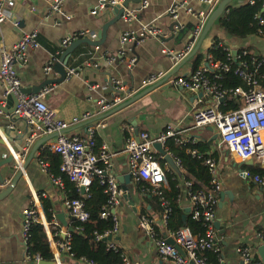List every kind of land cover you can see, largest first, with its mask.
Returning a JSON list of instances; mask_svg holds the SVG:
<instances>
[{"label":"crops","instance_id":"obj_1","mask_svg":"<svg viewBox=\"0 0 264 264\" xmlns=\"http://www.w3.org/2000/svg\"><path fill=\"white\" fill-rule=\"evenodd\" d=\"M52 1L17 0L8 8L9 19L1 26L0 63L4 43L13 41L24 33H39L41 46L30 49L27 53V63L17 67L23 89L33 90L48 80L60 79L61 75L55 70L46 76L44 67L51 56L59 53L62 40L66 36L90 31L93 34L89 37L94 39L103 25L114 18L113 8L96 15L92 13L98 0H66L62 12L52 10ZM146 1L148 6L138 11L135 20L128 23L122 17L112 25L102 45L90 47L82 44L77 51L85 49L91 53L90 56H84L80 66L69 63L67 72L70 68H77V73L67 77L62 83L52 84L54 90L47 95L46 101L63 119L79 118L85 112H91L93 119H96L109 111H101V99L111 100L114 95L119 94L116 90L117 83L122 87L121 95L127 94L130 89L137 92L151 75H166L180 63H174L163 53V49L167 48L176 53L185 49L192 40L198 21L197 15L207 9L206 5L203 0ZM182 3L193 12L189 13L187 8H182L177 12L178 17L174 18L170 13L172 7ZM141 5V2H131L127 10H138ZM144 26L157 27L163 33L159 37H146L144 41H130L126 45L125 57L119 59L120 61L111 62L109 59L117 56L123 47V33H134V37L139 39ZM221 33L223 32L217 28L213 30L204 41L201 52L206 53L212 46L214 37L220 36ZM247 44L264 56L263 38L252 37L248 42L235 39L228 45L235 50ZM133 58H136V62L129 66V61ZM72 59L76 62L75 56ZM206 59L208 60V56ZM85 68L91 69L85 71ZM194 71L193 58L183 65L173 78L190 77ZM3 98L4 90L0 86V101L3 102ZM213 103L212 99L202 93L176 87L169 80L130 106L91 124L100 125L97 141L99 139L101 145H106L109 152L116 153L111 162L112 167L107 173L117 176L124 195V186L129 189L135 204L130 205L122 196L114 210L121 225L115 238H118L116 241L127 254L130 264H170L159 257L154 242L138 228L140 217L144 214L155 220L159 230L167 233L166 227L162 225V211L158 201L154 199L151 191H143L131 177L128 155L125 152L127 139L132 134L131 129L134 134L135 131L147 132L152 138H158L168 125H177L182 138L194 139L197 144L207 147V155L212 156L218 164L222 185V191L216 195V245L220 249L218 263L244 264L237 252L240 246L250 248L255 260H262L260 248L264 245V199L260 194V187L245 178L241 172L245 169L264 170V161H254L251 164L250 160L242 161L231 154L226 145L219 146L221 133L213 125L194 128L193 111L196 107H206ZM2 105L6 106V103L3 102ZM82 124L68 129L66 135L78 136L85 133L87 127ZM28 136L29 129L23 119H12L10 115L0 112V139L4 141L3 144L0 143V162L9 155L14 157L11 164H5L0 169V173L9 183L20 170L16 167V156L23 155ZM45 137H38L25 154L21 168L22 177L12 194L0 202V264H31L26 260V249L22 241V213L25 209L37 207L47 220L44 212V204H47L49 211L54 215L53 219L60 225V236L64 237L65 233L74 230L75 220L64 207L65 200L70 198V192L55 185L39 164L43 148L53 143L55 138L39 147L30 160L33 148ZM24 165H28L26 169ZM126 176H130L131 180L126 182L120 179ZM180 204L187 213L191 207L190 200L184 197ZM61 214L64 216L62 220ZM46 233L49 239L47 230ZM50 247L54 253L51 243ZM71 261L68 259L66 264H73Z\"/></svg>","mask_w":264,"mask_h":264},{"label":"built area","instance_id":"obj_2","mask_svg":"<svg viewBox=\"0 0 264 264\" xmlns=\"http://www.w3.org/2000/svg\"><path fill=\"white\" fill-rule=\"evenodd\" d=\"M17 0H0V32L1 26L9 19L8 8L13 6ZM66 0H53L52 10L62 12V7ZM125 0H98L94 6L92 13L94 15L116 6H123ZM219 0H203L207 9L197 15L198 21L194 27L193 39L179 53L171 51L167 48L163 49V53L169 56L174 63L181 62L192 51L197 39L200 37L207 18L211 11L218 4ZM251 4L255 0H249ZM148 2L144 0L141 8L138 10H125L123 19L125 22H132L137 18V13L141 9H145ZM187 8L184 3L174 5L170 11L174 18H177V12ZM189 13L192 9L187 8ZM260 22L264 23V19L260 18ZM90 31H80L72 35L66 36L61 43V50L57 55L51 56L44 67V73L49 76L54 72L55 65L59 62L63 52L76 40L92 36ZM162 30L157 27L144 26L141 30L140 38L134 37V33H123L121 40L123 47L118 52V55L109 59L111 62L125 57L126 45L132 40L144 41L146 37H159L162 35ZM89 37V38H90ZM219 46H222L228 56L225 60L215 61L212 55H208L207 62L197 68L190 77L171 78L170 83L176 87H181L194 93H202L214 101L210 106L196 107L193 111L194 128L200 129L208 126H215L221 133L219 146L226 145L231 154L235 155L242 161H264V56H261L255 50L243 49L239 54H234V49L225 42L219 41ZM41 46L39 41L38 31L24 33L16 37L13 41H7L3 45L1 63H0V86L4 90V103L7 97L14 96L17 99V106L14 112L16 118H21L25 121L29 129V136L26 140V147L23 155L16 156V167L22 168L23 158L34 144L38 137L59 133L53 143L45 146L43 150L61 156L62 163L60 166L61 172L66 175L71 182L76 184L78 191L85 197L90 195V187L94 180H98L105 187V193L108 197V202L104 206L101 214L102 218L113 217L114 226L111 230L104 234L96 233V241L106 242L107 249L112 252H120L123 260L122 264H130L127 254L123 251L116 240L106 241L109 237L113 239L118 235L121 225L119 218L115 215L114 210L120 203V198L124 196V191L121 189L117 176L108 174V170L112 167V159L116 153H111L107 150L106 145H98L97 130L100 125H89L86 132L78 136H67L61 134L63 131L70 129L78 124L88 122L94 118L91 112H85L82 117L71 120L63 119L58 112L50 107L46 101L47 95L53 90L54 86L48 85L39 93L26 94L23 91V85L18 73V65L27 63V53L30 49H36ZM250 56V59L247 58ZM136 58L129 61V66H133ZM97 66V65H95ZM77 68H70L67 72V77L75 75ZM217 70L224 72H232L239 76L245 83L246 88L239 87L235 90L224 88L219 82L221 76L215 74ZM165 75L162 73L151 75L145 82V85L152 84ZM143 85V86H145ZM116 90L119 94L113 96V99L107 100L102 98L100 101L101 111H107L122 103L131 93L121 95L122 87L117 83ZM240 96L242 105L234 111L224 112L220 104L229 94ZM201 101H198L200 103ZM132 134L128 137L125 152L128 155V165L131 177L139 183L145 181L149 187L145 189L151 191L159 197L158 203L163 208L162 225L166 227L167 233L158 229L155 220L147 215L140 217L138 228L143 231L153 242L156 247L159 257L170 264H211L208 258V252H214L220 261V249L216 245V195L222 191V185L219 180L218 164L214 158H206L205 165L209 169L211 175L210 185L204 190L194 192L191 189L190 181L184 182L187 189L188 197L191 202L192 218L203 224L206 229L205 235L195 234L190 227H184L177 231L168 230V222L172 213L171 203L164 196V189L168 188L167 172L170 171V166L164 160V156L156 149L155 144L161 143L164 149L175 160L176 164L181 169V160L174 154L170 153L166 148V143L169 139H174L177 144H184L190 141L180 136L181 130L177 125H168L158 138H152L147 132ZM193 156H199L197 149L190 150ZM160 155H158V154ZM161 160L166 162L163 166ZM41 169L51 178L52 182L60 187L65 188L64 180L61 175L54 174L50 169V164L42 158H39ZM241 174L252 180L260 187V194L264 199V174H254L251 170L245 169ZM183 177V176H182ZM9 181L5 180L0 187L9 185ZM151 187V189H150ZM84 189V193H82ZM126 193V192H125ZM64 207L68 214L80 223H87L91 220V215L86 207V202L83 198H68L64 202ZM22 224V241L26 249V260L31 264H39L44 261L40 255L30 252V240L32 227L37 223H42L49 232V240L54 249L55 264H66L61 262L70 253L71 234L65 233L63 236L65 242L56 240L61 229L56 219L48 222L43 218V214L37 207L25 209L23 211ZM81 231L82 226L78 227ZM175 240L183 253L171 244L168 240ZM237 252L242 257L244 264H264L262 260L253 258L251 249L246 246H240ZM82 261H85L84 259ZM94 264V263H92Z\"/></svg>","mask_w":264,"mask_h":264},{"label":"trees","instance_id":"obj_3","mask_svg":"<svg viewBox=\"0 0 264 264\" xmlns=\"http://www.w3.org/2000/svg\"><path fill=\"white\" fill-rule=\"evenodd\" d=\"M260 18L264 19V0H255L254 4H251L248 0L239 5H230L216 26L217 30H221L223 33L220 36L214 37L213 44L206 53L200 52L195 56L194 69L196 70L203 63L207 62L206 58L208 55H212L215 61L227 59L228 52L222 46L218 45L219 41L225 42L228 45L235 39L245 42H248L252 37L264 39V23L260 22ZM79 47L74 53L76 62H74V59H71V65L76 64L75 66H80V63L84 60L83 57H89L91 54L85 49L77 51ZM243 49L252 50V46L247 44V46L240 47L238 49L239 54ZM77 57H79L78 60ZM247 58L250 59V56L247 55ZM215 74L221 76L219 82L224 88H231L233 90L239 87L246 88V83L239 76L235 75L233 71L227 73L217 70L212 76ZM241 105L240 96L232 93L225 97L220 107L224 112H228L239 109ZM98 145H101L99 139ZM166 148L181 160L183 170V177H179L172 168L167 172L169 187L164 189V196L170 201L172 208L167 228L170 231H177L184 227H190L195 234L205 235L206 229L203 224L192 218L191 210L190 212H185L181 207L180 200L184 197L189 199L184 182L190 181L192 183L191 189L194 192L204 190L210 185L211 175L208 167L205 165V159L212 158V156L207 155V147H202L200 144H197L194 139H190V141L184 144H177L174 139H169L166 143ZM193 149L198 150L200 157L191 154L190 150ZM40 158L50 164V169L54 174L62 176L65 189L70 192V198H83L85 200L87 210L91 215V220L87 223L74 222V230L70 233V253L73 256L70 257L68 255L65 257L66 255H64V263L69 259L70 261L72 260L71 262L73 264H122L123 260L120 252H112L107 249L108 244L106 242L96 241V233L104 234L114 226L112 216L105 219L101 217L104 206L108 202V197L104 191L105 187L98 180H94L90 187L89 197H85L86 195H82L78 191L76 184L71 182L61 172V156L44 150ZM161 163L163 166H168L164 160H161ZM252 172L254 174H264L263 169H252ZM138 185L143 188V191H145V187H149L145 181H140ZM151 194L154 199L159 200L158 196L153 193ZM160 208L163 213V208L161 206ZM44 212L47 220L51 222L54 215L49 211L47 204H44ZM184 215H186V220L183 219ZM80 226L83 228L81 231L78 229ZM56 238L61 242H65V238L60 236V234ZM30 252L40 255L45 261H54V254L51 250L46 230L40 223L32 227ZM207 255L210 258L209 261L211 264H219L218 256L214 252H208ZM83 259L85 261H82Z\"/></svg>","mask_w":264,"mask_h":264},{"label":"water","instance_id":"obj_4","mask_svg":"<svg viewBox=\"0 0 264 264\" xmlns=\"http://www.w3.org/2000/svg\"><path fill=\"white\" fill-rule=\"evenodd\" d=\"M144 0H125L123 3V6H116L113 8L112 13L114 15V18L107 22L106 24L103 25V27L100 29L98 36L94 39H91L89 37L86 38H80L76 41H74L61 55L59 62L55 65L54 70L56 72H58L61 77L58 81H54V80H48L46 81L44 84L40 85L39 87H37L36 89L30 90V89H23L24 93L29 94L30 92H39L41 91L46 85H52L55 83H62L63 81H65L67 79V66L70 63V60L73 58L74 53L76 51V49L81 46L82 44H87L90 47H99L100 45H102L105 42V38L107 36V32L109 30V28L114 25L115 23H117L120 19H122V16L125 12V10L127 8H129V5L131 2H135V3H142ZM246 2V0H219L218 4L215 6V8L211 11L209 17L207 18V21L205 23V26L203 28V31L200 35V37L197 39L194 48L192 49V51L187 55L186 58H184L179 64L176 65V67L169 73H167L163 78L159 79L158 81L152 83V84H148L145 86H142V88H140L137 92L135 93H131L129 97H127L122 103H120L119 105L113 107L112 109H110L109 111H107L106 113L98 116L96 119H92L88 122L83 123V126H89L91 124H93L95 122V120H101L104 119L118 111H121L122 109L130 106L131 104L135 103L136 101H138L139 99L143 98L144 96H146L147 94H149L150 92L154 91L155 89H157L158 87L162 86L163 84H165L167 81H169L171 78H173L180 70V68L185 65L187 62H189L190 60H192L193 58H195V56L200 53L202 51L203 48V43L204 41L207 39V37L209 36V34L216 29V26L219 22V20L222 18V16L225 14L227 8L230 5H239ZM193 39V36H192ZM234 54L237 55V51H234ZM120 61V60H119ZM118 61V62H119ZM91 69V68H85V71ZM131 92V89L128 91V93ZM4 102V100H3ZM2 101H0V112H3L6 115H10V117L16 118L14 116V112L16 110V106H17V99L14 96H9L7 97V99L5 100L6 102V106H3ZM3 130V129H2ZM5 130H3L4 132ZM68 132V130L63 131L61 134H66ZM7 133V132H6ZM136 134H138V131L136 132ZM57 136H59V133H55L52 135H47L45 138L41 139L33 148V151L30 155V160L34 157L36 151L38 150L39 147H41L44 143H46L47 141L56 138ZM0 143L3 144L4 141L0 139ZM156 149L159 151V153L161 155L164 156V160L168 163V165L173 169V171H175V173L179 176L182 177L183 173L181 171V169L179 168V166L176 164L175 160L171 157L170 154H168L166 152V150L164 149V147L162 146L161 143H156L155 144ZM13 156L9 155V157L3 161L0 162V169L3 165L5 164H11L13 161ZM251 164L254 163V161L250 160L249 161ZM28 165H24V169H26ZM23 175V171L20 169L18 171V173L15 175L13 181L9 184L6 185L4 187H0V202L4 201L6 198H8L14 188L17 186L18 181L20 180V178ZM121 180H125L126 182L131 180L130 176H126L124 179L120 178ZM5 182V178L2 176V174L0 173V184H4ZM124 190L126 192V195H124V198L129 202L130 205L135 206L134 201L132 200L131 194L129 193V189L124 186ZM82 193H84V189H82ZM191 209H189L188 212H190ZM63 215L61 214L60 218L61 220L63 219ZM183 219L186 220V215L183 216ZM216 224V223H215ZM112 240H118V238H112L109 237L108 239H106V241H112ZM171 244H174L176 246L177 249H179V251L181 253H183V250L176 245L175 240L170 238L168 240ZM260 255L262 258V261L264 262V245L260 248ZM61 262H64V259L61 258ZM39 264H55L54 261H41Z\"/></svg>","mask_w":264,"mask_h":264}]
</instances>
